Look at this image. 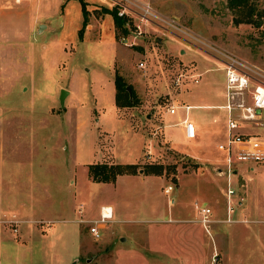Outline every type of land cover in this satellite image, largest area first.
I'll return each instance as SVG.
<instances>
[{
  "label": "rangeland",
  "instance_id": "rangeland-1",
  "mask_svg": "<svg viewBox=\"0 0 264 264\" xmlns=\"http://www.w3.org/2000/svg\"><path fill=\"white\" fill-rule=\"evenodd\" d=\"M85 1L84 22L79 0H0V29L11 36L22 30L18 41L0 39L7 129L21 136L19 150H52L59 141L72 150L77 131L65 120L79 111L86 121L81 158L93 147L104 154L95 163L138 169L103 182L81 167L75 213L81 223L34 205L32 228L12 220L0 226V264H264V197L252 191L264 193V163H242L228 175L218 147L227 137L226 55L247 62L264 82V0H251L263 11L254 17L258 24L243 22L245 9L229 0ZM112 10L127 32L115 26ZM116 72L137 106L116 105ZM62 89L71 92L64 108ZM186 115L196 124L194 139L180 132ZM260 119L246 131L264 138V110ZM29 138L37 142H24ZM45 191L35 190L43 200ZM196 203L212 209L210 230ZM101 204L116 213L96 237L88 221L99 217Z\"/></svg>",
  "mask_w": 264,
  "mask_h": 264
},
{
  "label": "crops",
  "instance_id": "crops-1",
  "mask_svg": "<svg viewBox=\"0 0 264 264\" xmlns=\"http://www.w3.org/2000/svg\"><path fill=\"white\" fill-rule=\"evenodd\" d=\"M34 21L35 17L32 22ZM30 27H28V29ZM13 30L14 35L11 36L6 32L7 29L4 27L0 29V39L2 36L8 35L12 37L13 41H18L19 34L22 30H19L18 27ZM66 103L67 98L65 100V104ZM5 115L6 109L4 106L0 105V226H4L2 223H5L7 220H16L18 221L17 225L29 223L30 228H32V223L34 224L37 220L36 217L32 216L34 205L43 204L52 206V211L58 212L60 215L72 216V220L81 223L80 214V218H75V213L77 212L76 200H78L81 195L78 186L79 181L81 182V167L84 169L87 168L89 172V165L99 162L104 154L96 149L94 151L92 147L91 150L88 148L87 157L81 158V137L79 136V131L81 130V125L85 124L86 121L81 120L80 112L75 111L71 118L65 120L67 124L73 127V131H77V134L73 133V137H75V147L72 150H69V146L64 149V146H62L59 141L54 145V147L58 149L52 148V150H43L41 152L18 149L20 143L16 141L21 140V136L15 134V131L12 133L11 131L9 132ZM186 116L189 120L193 121L188 115ZM186 116L180 118L179 121V123L181 122L180 132L185 139L187 138L185 136L182 120ZM206 122H210V118L206 120ZM249 125H262L261 119H259L258 123L247 124L246 128ZM28 141L30 143L37 142L36 139L31 138H29V140H24L26 143ZM113 162L115 161L113 160ZM255 169L256 168L253 166L249 168V170L252 171ZM219 170H221L222 174H225L223 168ZM24 189H30L28 193L29 196L22 197V191H24ZM73 189H76V191ZM35 190H46V198L48 201H46L47 199L43 200L42 196L36 193ZM253 190L257 191V195L260 194L259 198L262 199V197H264V193L262 194L260 192V188L252 187V191ZM252 191L248 192V199H243L246 203L248 200L250 201ZM28 202L31 204L29 208ZM239 203H241V201H239ZM105 205L108 204H101L100 209ZM109 206L113 208L115 214L116 208L114 205L110 204ZM262 207L260 210H262ZM78 213H80V211H78ZM16 231L18 232L19 228H17Z\"/></svg>",
  "mask_w": 264,
  "mask_h": 264
},
{
  "label": "built area",
  "instance_id": "built-area-1",
  "mask_svg": "<svg viewBox=\"0 0 264 264\" xmlns=\"http://www.w3.org/2000/svg\"><path fill=\"white\" fill-rule=\"evenodd\" d=\"M264 19V17H263ZM143 64V63H142ZM226 75L225 82V101L222 108L227 111V137L226 140L218 145L219 149L225 152V168L227 174L238 173L237 166L242 163L260 164L264 163V138L246 131L247 124L258 123L261 113L264 110V82L255 77L252 68L247 62L235 55H226L224 64ZM200 74L194 82L199 83ZM186 110L190 105L184 106ZM171 114L178 112V106L172 105L169 108ZM260 111V112H259ZM181 123V122H180ZM185 136L187 139H194L197 136V128L193 121L186 116L182 120ZM235 194L232 188L228 190V214L233 211L232 196ZM199 209L201 222L210 230L213 222V212L210 207L200 206ZM114 217L113 208L109 205L102 206L100 215L97 219L89 220L90 232L100 236V230ZM11 222L18 224V221ZM17 230V229H15Z\"/></svg>",
  "mask_w": 264,
  "mask_h": 264
},
{
  "label": "trees",
  "instance_id": "trees-1",
  "mask_svg": "<svg viewBox=\"0 0 264 264\" xmlns=\"http://www.w3.org/2000/svg\"><path fill=\"white\" fill-rule=\"evenodd\" d=\"M82 5V12L84 15V22L87 19V10H86V1L79 0ZM230 7H241L243 6V22L249 24H258L254 19L255 15L258 17L263 15V11L257 12L256 9L252 6L251 0H229ZM111 14L114 18L115 26L119 29H122L124 32H127L124 29L125 20L122 17H119L117 11H111ZM79 36L82 37V31L79 30ZM115 86H116V95L115 101L118 107H130L138 105V98L135 96V92L132 91V94L127 89V84L125 78L118 72L115 74ZM138 169V165L135 163L132 164H123V163H93L89 165V175L98 181L103 182H116L117 178L121 175L134 174ZM150 173H155L153 170H149ZM162 172V169L158 173Z\"/></svg>",
  "mask_w": 264,
  "mask_h": 264
},
{
  "label": "water",
  "instance_id": "water-1",
  "mask_svg": "<svg viewBox=\"0 0 264 264\" xmlns=\"http://www.w3.org/2000/svg\"><path fill=\"white\" fill-rule=\"evenodd\" d=\"M158 42H161L160 39H158ZM128 91L130 92V94H132V91H131V88L130 87H127ZM69 94V91L67 89H62L61 90V94H60V103H61V106L62 108L65 107V100H66V97L67 95ZM260 112V111H259Z\"/></svg>",
  "mask_w": 264,
  "mask_h": 264
}]
</instances>
